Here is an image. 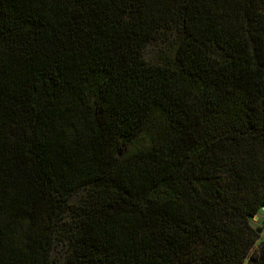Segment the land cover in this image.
I'll return each mask as SVG.
<instances>
[{"label":"trees","instance_id":"trees-1","mask_svg":"<svg viewBox=\"0 0 264 264\" xmlns=\"http://www.w3.org/2000/svg\"><path fill=\"white\" fill-rule=\"evenodd\" d=\"M262 208L264 0H0V264L68 209L64 264H264Z\"/></svg>","mask_w":264,"mask_h":264},{"label":"rangeland","instance_id":"rangeland-1","mask_svg":"<svg viewBox=\"0 0 264 264\" xmlns=\"http://www.w3.org/2000/svg\"><path fill=\"white\" fill-rule=\"evenodd\" d=\"M163 45V43H156L153 42L148 45V47L145 50L146 57L151 61H156L159 58L160 47ZM86 191L82 190L78 194L74 195L70 201L72 205L79 204L82 197L85 195ZM262 210L259 211L256 217L253 218V223L255 226L262 223L263 218L260 217ZM73 221V212L72 209H68L62 217L61 223L59 222V225L54 233V238L52 241V247L50 251V259L49 264H64L65 257L67 255L68 249L70 247V233L72 232L70 230V225ZM260 238L264 240V231L262 233V236L260 234V237L256 241L254 245L255 250L262 251V248L264 247V242L259 241ZM244 264H252V260L250 258H247L245 260Z\"/></svg>","mask_w":264,"mask_h":264},{"label":"crops","instance_id":"crops-1","mask_svg":"<svg viewBox=\"0 0 264 264\" xmlns=\"http://www.w3.org/2000/svg\"><path fill=\"white\" fill-rule=\"evenodd\" d=\"M260 217H261V218H264V208H263V212H261V214H260ZM263 231H264V228H263V230H262V232H261V236H262ZM259 241H263V242H264V240H263L262 238H260Z\"/></svg>","mask_w":264,"mask_h":264}]
</instances>
